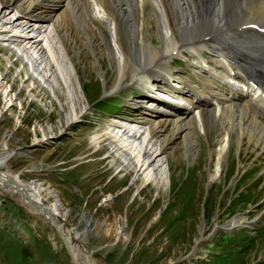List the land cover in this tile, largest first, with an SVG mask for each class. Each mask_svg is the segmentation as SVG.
Segmentation results:
<instances>
[{
    "label": "rangeland",
    "instance_id": "rangeland-1",
    "mask_svg": "<svg viewBox=\"0 0 264 264\" xmlns=\"http://www.w3.org/2000/svg\"><path fill=\"white\" fill-rule=\"evenodd\" d=\"M16 16L11 13L3 23ZM3 27L0 24L2 32ZM45 31L42 27L37 36L54 70L31 45L15 44L16 50L0 45V154L13 153L9 172L28 186L40 185L46 204H60L66 217L60 223L81 233L74 245L82 261L90 257L94 264H264V158L252 151L253 145L246 144L242 157L238 145L232 149L222 177L213 185L210 175L218 173L203 151L194 161L172 155L166 188L148 186L144 179L134 186L132 172L117 176L115 169L125 165L119 156L105 161L115 149L105 135L126 143L127 134L121 135L117 127L106 130L119 117L141 119L138 106L136 111L131 107L141 100L143 88L129 81L111 92L114 67L101 53L105 42L95 54L84 48L83 57L74 46L70 55L75 56L79 79L72 60ZM18 54L21 60L14 62ZM174 61L173 72L205 80L187 64ZM52 74L50 86L44 81ZM81 112L86 113L84 119L79 118ZM71 118L78 121L73 126ZM141 131L139 150L147 139ZM162 172L159 177L166 180ZM30 211L18 196L0 190V264H75L61 233ZM237 216H246L251 225L227 230ZM216 225L219 229L214 230ZM202 237L210 239L199 241Z\"/></svg>",
    "mask_w": 264,
    "mask_h": 264
},
{
    "label": "bare ground",
    "instance_id": "bare-ground-1",
    "mask_svg": "<svg viewBox=\"0 0 264 264\" xmlns=\"http://www.w3.org/2000/svg\"><path fill=\"white\" fill-rule=\"evenodd\" d=\"M13 12L17 15L15 20L3 23ZM0 24L5 29L0 31V38L9 37L14 45H31L51 70L55 69L54 64L37 36L42 27L48 29L45 32L50 31L56 47L72 60L76 71L75 56L70 55L74 46L83 57L84 48L95 54V48L105 42L107 47L101 53L114 67L113 93L128 86L129 81L145 89L170 88L173 79L181 86L179 94L184 100L193 101L196 112L187 106L160 102L156 94L143 95L134 106L141 112V122L130 125L115 121L116 125L111 123L106 130L115 126L121 135L127 134L126 143L105 135L115 146L105 161L119 156L126 166L117 176L127 177L132 172L138 177L133 175L134 186L144 179L148 186L166 188L171 183L172 155L178 159L192 157L194 161L198 152L206 151L218 173L210 175L209 185L222 177L223 163H228L226 158L237 145L239 157L249 148L248 144L253 145L257 156L264 158V33L246 36L249 26L264 30V0H0ZM23 51L30 55L27 48ZM175 58H183L189 69L199 71L205 80L173 72ZM29 60L35 61L32 56ZM103 71L107 88L104 68ZM53 74L44 81L46 84H50ZM76 74L80 79V73ZM35 77L30 76L31 82ZM238 83H244L245 89L237 87ZM165 107L170 113L162 110ZM78 116L77 113L76 119ZM85 117L86 113L81 112L79 118ZM73 119L71 126L78 122ZM140 130L146 132L147 139L139 150L136 140L144 134ZM204 140L209 144L207 149ZM100 148L99 151L104 149ZM12 156L13 153L0 154V190L18 196L32 212L58 230L75 264H94L90 257L82 261L80 250L74 245L81 233L66 230L60 223L66 220L60 204H46L40 185L28 186L9 172ZM162 171L166 180L159 177ZM248 220L237 216L226 227H249ZM217 229L216 225L214 230Z\"/></svg>",
    "mask_w": 264,
    "mask_h": 264
},
{
    "label": "water",
    "instance_id": "water-1",
    "mask_svg": "<svg viewBox=\"0 0 264 264\" xmlns=\"http://www.w3.org/2000/svg\"><path fill=\"white\" fill-rule=\"evenodd\" d=\"M209 238H210V237H209ZM209 238H208V239H209ZM206 240H207V239H206ZM203 241H204V240H203Z\"/></svg>",
    "mask_w": 264,
    "mask_h": 264
}]
</instances>
